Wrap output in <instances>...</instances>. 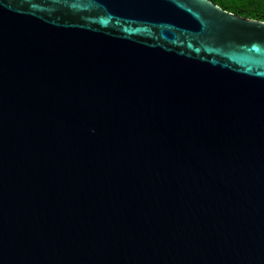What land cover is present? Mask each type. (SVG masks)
Wrapping results in <instances>:
<instances>
[{
	"label": "water",
	"instance_id": "water-1",
	"mask_svg": "<svg viewBox=\"0 0 264 264\" xmlns=\"http://www.w3.org/2000/svg\"><path fill=\"white\" fill-rule=\"evenodd\" d=\"M0 264H264V21L0 0Z\"/></svg>",
	"mask_w": 264,
	"mask_h": 264
},
{
	"label": "trees",
	"instance_id": "trees-1",
	"mask_svg": "<svg viewBox=\"0 0 264 264\" xmlns=\"http://www.w3.org/2000/svg\"><path fill=\"white\" fill-rule=\"evenodd\" d=\"M237 15L264 21V0H210Z\"/></svg>",
	"mask_w": 264,
	"mask_h": 264
}]
</instances>
